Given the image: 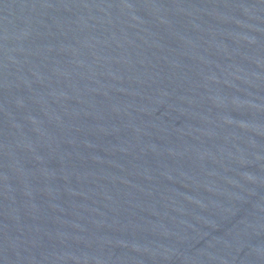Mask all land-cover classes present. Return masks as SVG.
Returning a JSON list of instances; mask_svg holds the SVG:
<instances>
[{"label":"water","instance_id":"water-1","mask_svg":"<svg viewBox=\"0 0 264 264\" xmlns=\"http://www.w3.org/2000/svg\"><path fill=\"white\" fill-rule=\"evenodd\" d=\"M0 264H264V0H0Z\"/></svg>","mask_w":264,"mask_h":264}]
</instances>
